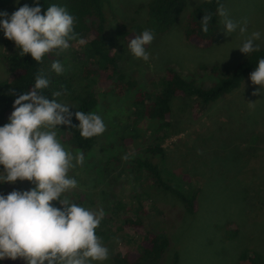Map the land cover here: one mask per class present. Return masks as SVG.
Returning <instances> with one entry per match:
<instances>
[{"label": "rangeland", "instance_id": "obj_1", "mask_svg": "<svg viewBox=\"0 0 264 264\" xmlns=\"http://www.w3.org/2000/svg\"><path fill=\"white\" fill-rule=\"evenodd\" d=\"M24 1L12 0L11 4L0 7V12L10 16ZM146 1L111 0L110 34L135 24L148 30L146 8L141 6ZM199 1L187 0L177 22L165 32L154 33V40L146 45L148 61L133 56L128 45L115 44L120 56L119 72L136 82V91L155 92L167 67L184 75L193 74L209 86L218 78L200 69V65L216 63L232 69L246 55L238 47L254 31L261 33V38L254 43L259 48L264 46V0L223 1L222 6L231 19L241 24L247 20L245 33L241 34L238 28L225 35L222 18L217 14L219 30L211 46L200 48L187 42L182 22ZM2 31L0 28V80L10 76L3 62L6 49ZM66 60L70 65L76 59L68 55ZM257 89L259 93L253 95ZM132 95L131 90L122 98L111 92L98 93L96 113L103 118L106 131L96 136L90 150L77 148L63 125L55 129L66 149L73 154L83 152L85 156L83 165L69 172L78 181V187L61 198L67 196L74 203L105 212L96 234L109 248L110 255L108 260L93 264H113V255L126 245L124 236L134 241L138 239L132 228L124 231L121 222L123 215L133 216L130 194L139 186L145 191L142 198L149 212L148 223L154 230L169 236L168 255L176 252L178 264H237L238 254L244 249L264 256V86L253 84L249 75L239 88L195 111L192 107L196 98L178 97L171 101L170 127L166 131L164 160L160 166L172 175V183L181 184L182 189L199 187L197 208L192 214L174 195L155 189L144 174H138L135 167H131L132 159L141 155L143 147L136 149L131 143L122 145V136L130 126L131 98L128 97ZM59 102L70 105L65 97ZM250 102H254V108L249 107ZM140 140L142 144L144 139ZM125 156L128 158L124 159ZM2 171L1 167L0 176L4 174ZM4 183L10 190L25 191L35 187L28 180ZM56 205L63 208L59 201ZM227 223L237 228L231 240L223 237Z\"/></svg>", "mask_w": 264, "mask_h": 264}, {"label": "trees", "instance_id": "obj_2", "mask_svg": "<svg viewBox=\"0 0 264 264\" xmlns=\"http://www.w3.org/2000/svg\"><path fill=\"white\" fill-rule=\"evenodd\" d=\"M223 1L200 0L187 12L182 22L183 35L187 42L200 48H207L214 43L219 30L217 8ZM11 2L12 0H0V7ZM39 3L42 13L53 4L66 8L74 17L76 38L69 41L68 49L54 50L46 54L42 62H36L30 54L21 56L20 48L15 46L14 41L7 39L2 31L6 49L3 62L10 76L0 80V126L9 122V117L14 111V100L30 91L35 83V77L43 73L50 80L49 87L43 90V94L58 101L65 97L70 103L69 110L73 113L72 127L63 125V130L77 148L90 150L95 145L96 136L85 139L80 135L79 128L76 127L79 121L75 117V112L96 113L99 92L105 95L111 92L122 98L131 90L134 95L128 97L131 98V104L128 105L130 126L129 129H125L127 131L122 136V145L131 143L136 149L143 145L140 149L141 155L132 159L131 167H135L134 171L138 174H144L152 187L171 193L188 213H194L197 208L199 187L182 189L181 184L172 183V175L160 166L164 160L163 143L167 136L166 131L170 127L171 101L178 97L196 98L192 107L195 111L197 107L208 106L223 94L239 88L243 80L256 69L259 59L264 58V46L258 51L246 54L232 69L216 63L209 66L200 65V69L218 78L209 86L198 81L193 74L184 75L172 67H167L160 76L159 88L146 94L136 91V82L119 72L120 56L115 47V44L120 47L126 46L132 38L140 35L144 31L141 25H132L127 30L118 28L110 34L108 22L113 15L111 0H39ZM24 4L34 6L35 0H25L16 10ZM186 5L187 0H147L141 5L146 8L147 29L153 33L169 30L177 22ZM205 14L212 15L207 33L201 30L200 23ZM80 39H84L86 43L81 45ZM73 49L76 51L70 52ZM68 55L76 59L70 65L66 60ZM54 61H59L63 65L62 73L57 74L52 70L51 65ZM55 91H62L64 94L52 97ZM140 139H144L142 144L139 142ZM1 167L3 168L0 166V169ZM4 185V182H0V195L6 196L13 190L6 189ZM142 193L145 195L140 186L131 191L133 216L123 215L121 222V228L124 231L132 228L138 239L134 241L124 236L126 245L113 255V264H178L179 257L176 252L168 255L171 246L169 236L154 230L148 223L149 212L145 207ZM52 204L57 207L56 201H52ZM236 234L237 228L233 224H225L223 230L225 239L231 240ZM0 264H25V261L20 258L16 260L6 258L0 260ZM237 264H264V256L257 251L244 249L238 254Z\"/></svg>", "mask_w": 264, "mask_h": 264}, {"label": "clouds", "instance_id": "obj_3", "mask_svg": "<svg viewBox=\"0 0 264 264\" xmlns=\"http://www.w3.org/2000/svg\"><path fill=\"white\" fill-rule=\"evenodd\" d=\"M217 14L222 18L225 35L238 28L241 34L247 31V20L243 24L234 21L222 5H218ZM0 17L4 36L15 42L21 56L30 54L36 62H42L54 50L68 49L69 41L76 38L73 15L55 4L42 13L39 0H35L34 6L24 4L10 16L0 12ZM211 18V14H205L200 21L204 33L209 30ZM154 38L151 30L136 35L128 44L131 54L148 61L146 45ZM260 38L261 33L254 31L238 49L244 54L258 51L254 42ZM79 43L86 41L80 39ZM51 68L57 74L64 71L59 61H54ZM250 79L253 84L264 86V58L259 59ZM49 84L43 73L37 75L32 89L14 100L9 122L0 126V165L4 173L0 182L28 180L35 185L30 190L0 195V260L20 258L25 264L104 262L109 259L110 250L96 234L105 217L104 210L84 207L67 196L61 198L78 187L69 172L83 165L85 156L83 152L73 154L57 138L58 125L72 127L73 113L70 105L43 94ZM63 94L55 91L52 97ZM249 107L254 108V102ZM75 117L79 121L76 127L85 139L106 131L103 118L95 112L76 111ZM52 201H59L63 208L54 206Z\"/></svg>", "mask_w": 264, "mask_h": 264}]
</instances>
